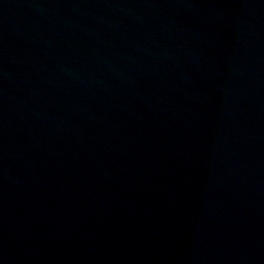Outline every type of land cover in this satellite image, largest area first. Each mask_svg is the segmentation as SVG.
<instances>
[{
	"label": "water",
	"instance_id": "1",
	"mask_svg": "<svg viewBox=\"0 0 264 264\" xmlns=\"http://www.w3.org/2000/svg\"><path fill=\"white\" fill-rule=\"evenodd\" d=\"M188 198L264 264V0H38Z\"/></svg>",
	"mask_w": 264,
	"mask_h": 264
}]
</instances>
